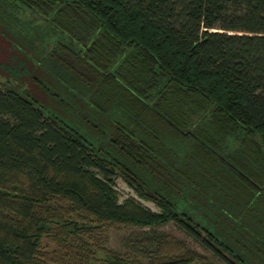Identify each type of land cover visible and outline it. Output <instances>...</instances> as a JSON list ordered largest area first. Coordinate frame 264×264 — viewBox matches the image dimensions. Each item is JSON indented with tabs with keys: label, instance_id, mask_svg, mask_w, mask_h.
<instances>
[{
	"label": "trees",
	"instance_id": "1",
	"mask_svg": "<svg viewBox=\"0 0 264 264\" xmlns=\"http://www.w3.org/2000/svg\"><path fill=\"white\" fill-rule=\"evenodd\" d=\"M19 6L31 34L0 64V264H214L165 233L132 241L144 262L104 246L108 228L168 222L219 262L264 264V0H0V22ZM20 78H43L62 115ZM117 177L136 198L118 200Z\"/></svg>",
	"mask_w": 264,
	"mask_h": 264
},
{
	"label": "rangeland",
	"instance_id": "2",
	"mask_svg": "<svg viewBox=\"0 0 264 264\" xmlns=\"http://www.w3.org/2000/svg\"><path fill=\"white\" fill-rule=\"evenodd\" d=\"M17 9H19L18 12H13L11 17H7L6 25H4V22H0V64H6L7 62V55L10 53V51H13L15 53H21V51L24 50L26 45L23 43L27 40L26 37H30V28L29 25H32L30 22V15L32 14L31 11L27 10L28 8H22L19 6ZM15 21L14 23L11 21ZM16 35L18 38H20L21 42H18L19 45H13V41H15L14 35ZM13 40V41H12ZM40 50V48L33 49L32 56L40 60L37 56V51ZM31 61V64L34 63L32 58H29ZM39 69L35 72L36 75L42 73V67H40V63L38 62L36 64ZM41 68V69H40ZM6 74L0 69V82H4L6 79ZM23 78V77H22ZM22 78L20 80H10L8 83L9 86L13 88H17L21 92L26 91L31 97H33L37 102L43 107L45 112L54 113L57 116H61L62 113L58 109L56 105L53 103V99H55L54 96L50 95L49 92L45 89L46 82L43 80H39L41 83L30 81H23ZM114 188L118 193V200H122L126 196H133L132 190L119 178L114 179ZM136 198V197H135ZM139 200V199H138ZM140 203L149 208L152 211H157V208L149 201H143L139 200ZM152 233H165L170 236H173L174 238L181 240L184 245L192 249L202 255H204L209 261H211L214 264H224L222 262H219L214 257H212L209 252H207L204 248H202L198 243L193 241L191 238L186 236L182 231H180L172 222H168L162 226L157 227H128V228H108L105 233V242L104 246L112 249L116 252L122 253V254H128L129 256L135 257L141 262L145 261L144 255H142L140 252L132 250V241L137 238H141L144 235L152 234ZM41 248L43 250H49L52 248L51 243L45 239L42 238L41 241ZM193 264H202L200 262L193 263Z\"/></svg>",
	"mask_w": 264,
	"mask_h": 264
}]
</instances>
